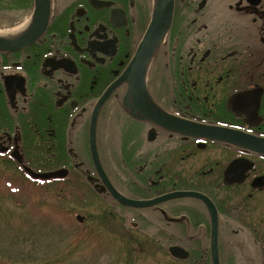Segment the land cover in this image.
Returning <instances> with one entry per match:
<instances>
[{
  "label": "flooded vegetation",
  "instance_id": "1",
  "mask_svg": "<svg viewBox=\"0 0 264 264\" xmlns=\"http://www.w3.org/2000/svg\"><path fill=\"white\" fill-rule=\"evenodd\" d=\"M23 1L0 0V17ZM33 11L32 0L24 22L0 21V164L59 184L56 194L92 192L115 208L112 219L167 245L170 258L212 264L204 202L130 208L108 185L137 202L199 194L215 209L219 264H255L256 255L264 264V0H49L42 34L19 44ZM160 11L171 12L148 60L135 59ZM238 137L242 145L228 141ZM25 169L58 177L34 180ZM235 196L250 208L229 209ZM242 223L246 244L233 230Z\"/></svg>",
  "mask_w": 264,
  "mask_h": 264
},
{
  "label": "rangeland",
  "instance_id": "2",
  "mask_svg": "<svg viewBox=\"0 0 264 264\" xmlns=\"http://www.w3.org/2000/svg\"><path fill=\"white\" fill-rule=\"evenodd\" d=\"M11 10L0 21L14 17L22 23L29 16ZM58 185L28 181L13 166L0 164V264H188L170 258L167 245L134 230L130 220L112 219L116 210L103 198L80 187L70 196L56 194ZM228 198L229 209L239 204L250 208L245 197ZM241 216L245 224L250 220ZM245 224L233 230L246 244ZM246 254L244 249L240 259L247 261ZM260 257L255 256V264L262 262Z\"/></svg>",
  "mask_w": 264,
  "mask_h": 264
},
{
  "label": "water",
  "instance_id": "3",
  "mask_svg": "<svg viewBox=\"0 0 264 264\" xmlns=\"http://www.w3.org/2000/svg\"><path fill=\"white\" fill-rule=\"evenodd\" d=\"M172 0H163V4L171 5ZM34 4V11L33 16L31 18V28L29 31L24 35V37L19 41V44L27 45L31 43L34 39L38 38L42 32L44 31L48 15H49V0H33ZM171 11H167V14H164L163 11L158 12L152 19L151 25L149 26V29L143 39L142 44L139 47V50L136 54L135 59H142V60H148L149 55L151 53L150 46L154 42L156 32L159 33L161 29V25L168 21ZM161 125V124H160ZM163 127H167L165 124L161 125ZM170 131L173 132H181V129H178V127H167ZM193 128H189V132L191 133V130ZM193 132L194 135H197L196 130L194 129ZM245 138H230L228 139L229 142L236 144V145H242L241 142H243ZM94 156V162L96 164V167L98 170H100L99 164L97 163V159L95 156V153L93 151ZM25 172L34 180H48V179H54L58 177V173H50V174H39L34 173L33 171L29 169H25ZM108 188L110 189V193L113 199H115L118 203L130 207V208H144V207H151L153 205H156L162 201L172 199V198H187L192 197L201 200L205 203V205L208 207L210 214H211V220H212V228H211V255H212V264H219L218 261V253H217V246H216V225H217V217L215 213V209L212 205V203L206 198L196 193H173L170 195H167L165 197H161L159 199H155L153 201L149 202H137L134 200H130L127 198H124L123 196L115 193L111 186L108 185ZM80 216L76 217V220L81 223L83 220ZM169 254L179 260H185L188 257V254L186 251L181 249L180 247H171L169 249Z\"/></svg>",
  "mask_w": 264,
  "mask_h": 264
},
{
  "label": "trees",
  "instance_id": "4",
  "mask_svg": "<svg viewBox=\"0 0 264 264\" xmlns=\"http://www.w3.org/2000/svg\"><path fill=\"white\" fill-rule=\"evenodd\" d=\"M11 8L14 12L20 14L21 16L30 15L32 12V0H24L22 3H13Z\"/></svg>",
  "mask_w": 264,
  "mask_h": 264
},
{
  "label": "bare ground",
  "instance_id": "5",
  "mask_svg": "<svg viewBox=\"0 0 264 264\" xmlns=\"http://www.w3.org/2000/svg\"><path fill=\"white\" fill-rule=\"evenodd\" d=\"M24 30H25L24 27L13 29L11 31L5 32V35L10 37V38H16V37L20 36Z\"/></svg>",
  "mask_w": 264,
  "mask_h": 264
}]
</instances>
